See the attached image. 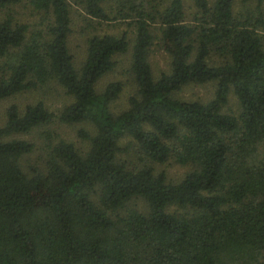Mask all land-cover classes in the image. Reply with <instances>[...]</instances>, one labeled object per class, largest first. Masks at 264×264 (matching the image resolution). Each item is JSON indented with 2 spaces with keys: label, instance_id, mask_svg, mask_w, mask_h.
<instances>
[{
  "label": "trees",
  "instance_id": "obj_1",
  "mask_svg": "<svg viewBox=\"0 0 264 264\" xmlns=\"http://www.w3.org/2000/svg\"><path fill=\"white\" fill-rule=\"evenodd\" d=\"M22 1L0 0V101L50 83L69 101L3 109L0 264H264V0H189L188 14L185 0H26L35 24L12 15ZM72 3L131 36L88 25L75 66ZM124 53L132 92L113 111L122 83L96 84ZM54 120L79 124V144L43 129ZM31 132L40 160L24 164L35 143L14 136ZM166 162L187 171L170 180Z\"/></svg>",
  "mask_w": 264,
  "mask_h": 264
},
{
  "label": "rangeland",
  "instance_id": "obj_2",
  "mask_svg": "<svg viewBox=\"0 0 264 264\" xmlns=\"http://www.w3.org/2000/svg\"><path fill=\"white\" fill-rule=\"evenodd\" d=\"M236 1L240 2V0H236ZM161 2L165 3V0H162ZM185 4H186V8H185L186 13L188 14V12H192L190 1L185 0ZM10 11L17 20H21V22L27 24H35L39 20V13L31 9L28 3H26V0L12 6ZM70 18H71V24H70L71 32L68 35L67 43H68L69 51L73 55V61L75 66H78V64L82 60L83 51H84V39L89 33H91L89 32L91 26L89 27L88 25L91 24L94 28H96V30L99 33L108 32V33L119 34L122 31H126L128 36H131L132 29L127 27V25L124 22L111 21L107 24H105L104 22H100L99 24H97L95 20H90L89 18L85 17L83 11L80 9L78 5H75V3L70 4ZM115 60H116V65L113 68V70L102 76L98 80L96 85L98 88L103 87L105 83L112 80H119L122 83L123 85L122 90L119 93L117 99L111 105V109L113 111H118L119 109L125 107V99L127 95L132 92V90L130 86V75L127 72L128 54L124 53L122 55H118L115 57ZM148 60L154 76L159 71H165L168 68V56L164 51L160 49L157 43L151 46L148 55ZM210 91H211L210 84L194 85V86L186 87L183 90L182 95L188 98H199V97L204 98L210 93ZM38 99L43 100L46 107L53 112H56L58 109H60V107L63 104L69 101L68 97L63 94L62 89L59 86H57L54 83H50L43 89L23 92L8 99L1 100L0 119L3 114V109L9 103L13 102L17 106L23 107L24 104L33 103ZM78 126L79 124H77V126L60 124L54 120L49 126L44 127L43 129H47L50 132L52 131L53 133L56 134V136L67 139L73 142L75 145H78L79 139H77L75 136V129ZM14 137L27 139L35 143L34 150L30 154H27L23 157L22 163L25 164L40 160L41 140L37 136L36 132H31L28 134H16ZM81 146H83V144H81ZM123 156L128 160L131 159L133 162H136L135 156H133L130 153L128 155L123 154ZM156 168L163 170L166 173L167 178L170 180H177L178 178L181 177V175L185 171H187V167L179 166L172 162H166L160 166H156Z\"/></svg>",
  "mask_w": 264,
  "mask_h": 264
}]
</instances>
